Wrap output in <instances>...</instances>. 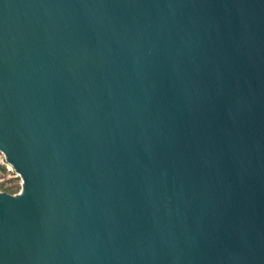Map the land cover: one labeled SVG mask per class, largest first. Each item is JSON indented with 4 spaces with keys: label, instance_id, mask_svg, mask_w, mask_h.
Returning <instances> with one entry per match:
<instances>
[{
    "label": "water",
    "instance_id": "water-1",
    "mask_svg": "<svg viewBox=\"0 0 264 264\" xmlns=\"http://www.w3.org/2000/svg\"><path fill=\"white\" fill-rule=\"evenodd\" d=\"M0 264H264V0H0Z\"/></svg>",
    "mask_w": 264,
    "mask_h": 264
},
{
    "label": "built area",
    "instance_id": "built-area-1",
    "mask_svg": "<svg viewBox=\"0 0 264 264\" xmlns=\"http://www.w3.org/2000/svg\"><path fill=\"white\" fill-rule=\"evenodd\" d=\"M22 178L13 165L6 160L4 152L0 149V191L18 193L21 189Z\"/></svg>",
    "mask_w": 264,
    "mask_h": 264
}]
</instances>
